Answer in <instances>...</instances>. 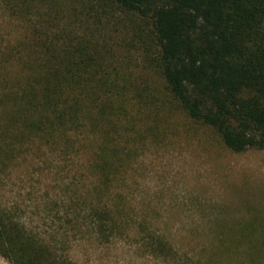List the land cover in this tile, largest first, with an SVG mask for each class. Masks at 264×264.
I'll return each instance as SVG.
<instances>
[{
	"label": "rangeland",
	"instance_id": "374dc122",
	"mask_svg": "<svg viewBox=\"0 0 264 264\" xmlns=\"http://www.w3.org/2000/svg\"><path fill=\"white\" fill-rule=\"evenodd\" d=\"M66 27L126 63L140 113L113 136L119 163L101 162L88 147L66 156L43 143V155L27 149L3 169L0 209L15 210L13 230L22 227L60 264H264V150L233 153L181 111L159 79L150 20L108 0H0V48L15 36ZM77 57L67 51L58 61ZM3 111L0 99V143ZM100 162L105 180L91 168ZM98 208L108 213L105 232ZM0 264L11 263L0 257Z\"/></svg>",
	"mask_w": 264,
	"mask_h": 264
},
{
	"label": "trees",
	"instance_id": "16d2710c",
	"mask_svg": "<svg viewBox=\"0 0 264 264\" xmlns=\"http://www.w3.org/2000/svg\"><path fill=\"white\" fill-rule=\"evenodd\" d=\"M108 1L150 20L159 79L191 121L212 129L233 153L264 150V0ZM66 31L15 36L0 48V172L27 149L43 155V143L66 156L83 146L101 162L123 160L113 136L140 113L126 63L111 50L91 47L93 36ZM54 40L66 49L56 48ZM67 51L77 59L59 62ZM136 125L133 119L129 126ZM34 138L42 142L33 144ZM101 162L91 168L105 180ZM13 211L0 209V257L11 264H60L51 248L24 236L22 227L13 230ZM94 216L100 231L107 230L108 213L98 208ZM163 246L158 244L159 254Z\"/></svg>",
	"mask_w": 264,
	"mask_h": 264
}]
</instances>
